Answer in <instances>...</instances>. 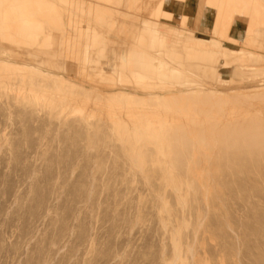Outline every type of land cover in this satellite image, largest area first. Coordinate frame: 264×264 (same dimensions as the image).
<instances>
[{"label": "rangeland", "instance_id": "374dc122", "mask_svg": "<svg viewBox=\"0 0 264 264\" xmlns=\"http://www.w3.org/2000/svg\"><path fill=\"white\" fill-rule=\"evenodd\" d=\"M34 1L0 5V264H264V156L201 147L223 168L186 207L159 164L146 163L147 180L125 152L135 146L163 164L171 156L153 144L162 131L264 124V0H181L175 12H190L189 25L144 13L137 0ZM28 20L41 24L40 36L18 32ZM149 54L169 84L161 92L147 87L158 82L149 77ZM112 90L209 99L108 104L101 94ZM240 91L262 97L235 100Z\"/></svg>", "mask_w": 264, "mask_h": 264}, {"label": "bare ground", "instance_id": "6f19581e", "mask_svg": "<svg viewBox=\"0 0 264 264\" xmlns=\"http://www.w3.org/2000/svg\"><path fill=\"white\" fill-rule=\"evenodd\" d=\"M32 1H34V0H32ZM37 2L38 1H36V3ZM1 3H2V0H0V5H1ZM30 3H32V2H30ZM33 3H35V1ZM24 4H26L25 0H13L14 6L18 7V5H19V7L22 8V5H24ZM82 4L83 3L77 4V5H79V7H82ZM168 4L172 5L171 9H168L166 7ZM137 6H138V10H140V11L144 10V13L148 12V13L152 14L154 12V10L156 9V11L159 13V14L155 13V14H158V16H156L157 18H161V17H159V15H161V14H164L167 17H171V16L172 17L174 16V18L179 17L180 22H182L183 24L189 25L188 14L190 12L184 13L180 16L177 15V13L175 12L177 10V8H179V6L183 7V2L181 0H137ZM198 7L201 8V6H198ZM187 8H188V10H192L190 5L189 6L186 5V9ZM197 10H199V12L198 11L197 12L199 14L198 16H200L202 14L201 13L202 9L197 8ZM196 16H197V14H196ZM162 17H164V16H162ZM25 20H26V18H25ZM197 20H194V21H197ZM33 21H34V19H33ZM33 21L28 20L26 22H22L21 24H23V25L19 26L20 29L18 32H20L24 35L34 34V35L40 36L41 30H42L41 26H40L41 24L39 22L38 23L40 25L36 24L35 22H37V21H35V22H33ZM148 21L152 22L150 19H148ZM174 21H176V20H174ZM194 24H195V22H194ZM196 24H198V23L196 22ZM202 27L203 26H200L199 28L203 30ZM36 30H38V31H36ZM12 35H14V33ZM15 36H17V35H15ZM199 36H201V38L204 39V36H202V35H199ZM38 40L40 41L41 39L34 38V41H38ZM2 60H4V58H0V61H2ZM15 63H17V61ZM21 63L24 65L26 64L24 62H21ZM49 73H52L53 75H55L56 79L68 80L66 77L62 76V74L58 75L59 73L57 74L54 72H49ZM70 80H72V79H70ZM70 80H68V81L71 82ZM71 83H73V82H71ZM73 84L76 85L75 83H73ZM88 89L92 90V88H88ZM112 91H115V90H112ZM172 91H174V90H172ZM89 92H93V91L89 90ZM146 94L152 95V94H156V93H146ZM157 94H159V93H157ZM238 94H239V97H235V100H237L239 98L240 99L241 98L242 99H244V98L248 99L249 98V99H251L250 100L251 102L255 100V97L261 98L262 97L261 95L264 96V94L257 96L256 94L252 93V91H240V92H238ZM101 95H103V98L106 99V100L104 99V101H106V103H108V104H110V103L127 104L128 103V104H137V105L149 106V107H155L158 105H161L163 107L173 106V105L174 106H181L184 103L192 102L194 100L202 99V101H208V99H209V97L205 98V97H201V96L199 97L197 95H194V96L191 95L189 97L186 96V98H182V97L177 98V97H174V93H171L168 97L161 96V97H156V98L155 97H152V98L151 97H133L130 95L128 96V94L125 92H117V91H115L113 93L101 94ZM252 97H254L253 100H252ZM239 101H238V103H239ZM261 101H263V100H261ZM242 102L244 103V100ZM256 102H258V100L255 101V103ZM248 104H249V101H248ZM246 105H247V100H246ZM260 123H264V120H261ZM172 130L173 131L175 130L174 134H170V131H172ZM204 131H206V128H202V131H197V129H194L189 134L190 136H188V135H186V133H183L184 132L183 129L179 130V129L174 128V129L169 130L168 132L162 131L161 133H164L163 135H157L156 138L153 140V144L160 149L159 151L161 153L171 156V159L169 161H165V163H163V164L158 159H155V158L154 159L151 158L149 160L148 155L146 154L147 152L141 151L140 149H138L135 146H132L129 149L128 148L125 149V152H127V154L129 155V157L131 159L130 161L134 164L133 168H136L137 170L142 171L147 180L151 179V176H150L148 167H146V163L152 162V163L159 164V166L155 167V169L156 168L160 169V171L162 173V178L165 179L167 185L170 186L171 189L174 190V192L176 193L179 204L187 207L191 203V199L189 198L190 193H195L194 197H196V198L193 199L192 201L197 200L199 193L204 188L207 187V185H205V184H206V180H209L211 178L210 172L213 169L216 170L217 172H219L223 168V166L221 164V160H218L217 163L213 164L211 162V158L208 157L209 155H212L213 153H210V152L205 153V151L201 150V147H203L205 145L206 146L211 145L214 147L224 145L226 147H228V146L233 147L234 152L235 153L238 152V156L241 154L240 152L245 153L246 151L250 152L251 156H252V154H256L255 156H257V155L258 156H264V124L263 125L258 124L257 126H251L249 128L244 129L242 132H235L231 128H226L224 130H221V129L218 130L217 129L216 131L210 130V131H208L207 134H204ZM141 138H142V135H138V139H141ZM180 153H186V157H179ZM199 154H205V156H203V158H201V159H198L196 157V155H199ZM252 157H254V156H252ZM233 159H234V157H233ZM245 159H246V157H245ZM230 162H231V160H230ZM257 162H258V160H257ZM132 163H131V165H132ZM240 173H241V171H240ZM219 174H221V173H219ZM188 180H192V181H188ZM161 208H162V211L164 213H166L168 216H171L172 208L170 207L168 202H163V206ZM182 235H183V226L179 225L173 231V242H174L173 244L175 247L177 258L182 254Z\"/></svg>", "mask_w": 264, "mask_h": 264}, {"label": "crops", "instance_id": "0c3cea01", "mask_svg": "<svg viewBox=\"0 0 264 264\" xmlns=\"http://www.w3.org/2000/svg\"><path fill=\"white\" fill-rule=\"evenodd\" d=\"M92 5L100 6L97 3H92ZM142 19H143L142 20L143 22H148V23L150 22V21H148V19H145V18H142ZM262 35H264V34H262ZM108 49H110V48H107V45L104 44L102 46L101 53H102L103 56H106L105 53H106V50H108ZM93 52L94 51L91 50L90 48H87L85 50V54L88 57H92ZM149 60H150V62L147 64V67H148L147 70L151 73V75L149 76L148 74H145V75L140 76L139 79H140L141 83L142 82L145 83V81H143V80L146 79V78H148V76L150 78L158 79L157 80L158 82L148 83L147 87L152 89L151 92H161L162 90L167 89L169 87V84L166 83L167 81H165V83H163L164 81H162V78H160V77L157 76V62H156L157 61V57L155 55H153V54H149ZM197 66H199V65H197ZM158 87H160L162 90L161 91H158L157 90Z\"/></svg>", "mask_w": 264, "mask_h": 264}]
</instances>
